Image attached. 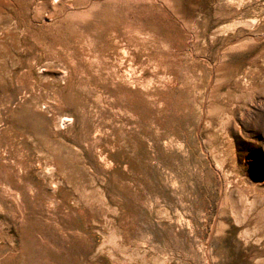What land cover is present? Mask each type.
<instances>
[{"label": "rangeland", "instance_id": "374dc122", "mask_svg": "<svg viewBox=\"0 0 264 264\" xmlns=\"http://www.w3.org/2000/svg\"><path fill=\"white\" fill-rule=\"evenodd\" d=\"M0 264H264V0H0Z\"/></svg>", "mask_w": 264, "mask_h": 264}]
</instances>
